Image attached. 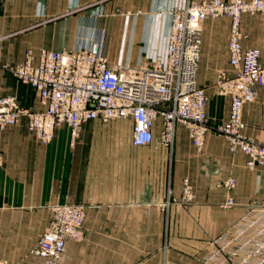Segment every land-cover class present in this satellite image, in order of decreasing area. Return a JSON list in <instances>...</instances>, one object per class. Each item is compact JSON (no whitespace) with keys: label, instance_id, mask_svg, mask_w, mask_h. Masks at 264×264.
I'll list each match as a JSON object with an SVG mask.
<instances>
[{"label":"crops","instance_id":"crops-1","mask_svg":"<svg viewBox=\"0 0 264 264\" xmlns=\"http://www.w3.org/2000/svg\"><path fill=\"white\" fill-rule=\"evenodd\" d=\"M192 0H0V95L16 96L22 107L42 110L37 90L12 74L27 49L75 50L92 45L98 29L109 42L110 63L130 67L165 60L170 8ZM197 1V0H195ZM231 18L204 23L199 84L207 89L210 127L229 115L230 96L218 93L229 63ZM245 47L264 61V16H242ZM113 62V63H112ZM246 103L245 133L264 144V86ZM131 118L86 121L75 144L67 124L50 143L28 128L26 118L0 133V259L42 264L32 253L52 215V206H88L82 238L69 241L59 264H208L211 240L231 228L247 204L264 198V166L249 168L247 156L232 153L211 130L199 152L188 129L176 128L173 151L158 142L135 146ZM235 177L237 185H223ZM194 198L182 201L184 179ZM171 191V193H170ZM232 196L236 205L221 204Z\"/></svg>","mask_w":264,"mask_h":264},{"label":"built area","instance_id":"built-area-1","mask_svg":"<svg viewBox=\"0 0 264 264\" xmlns=\"http://www.w3.org/2000/svg\"><path fill=\"white\" fill-rule=\"evenodd\" d=\"M170 34L165 60L140 67L111 64L105 52V31L98 29L89 47L61 51L41 49L36 56L27 49L24 59L9 69L14 76L31 84L44 109L22 107L16 96L0 95V133L26 118L30 130L43 143H50L58 126L67 124L72 143L81 135L86 121L131 118L132 142L149 146L156 142L155 127L160 119L158 142L173 149L176 128L188 129L194 147L201 152L207 134L213 130L223 136L232 153L247 156L249 168L264 166V144L245 133L243 117L246 103L258 98L256 86H264V61L257 47H245L242 16L262 14L264 0H201L185 7H172ZM231 18L228 42L233 75L222 72L215 86L221 95L230 96L228 117L214 127L208 118L207 89L199 84L204 23L213 18ZM1 68V56H0ZM264 106V101H263ZM3 156L0 154V168ZM223 185L233 190L235 177ZM171 193V191H170ZM195 194L189 179H184L182 201ZM236 205L232 196L221 204ZM88 206L61 203L52 206V215L32 253L42 264H59L67 243L82 238ZM208 264H264V198L247 204V210L228 230L214 237ZM0 264H11L0 259Z\"/></svg>","mask_w":264,"mask_h":264},{"label":"rangeland","instance_id":"rangeland-1","mask_svg":"<svg viewBox=\"0 0 264 264\" xmlns=\"http://www.w3.org/2000/svg\"><path fill=\"white\" fill-rule=\"evenodd\" d=\"M197 1H201V0H197ZM260 15H262V14H260ZM108 39H109V38L107 37L105 52H106V54H107V56H108V58H109V60H110V58L112 59L113 56H110ZM112 63H113V62H112ZM114 64H115V65H124V66H128V65L123 64V63L121 62V60L118 59V58H116V62H115ZM137 67H140V66H137ZM25 83H26V82H25ZM169 149H170L171 152L173 151L172 148L169 147Z\"/></svg>","mask_w":264,"mask_h":264}]
</instances>
